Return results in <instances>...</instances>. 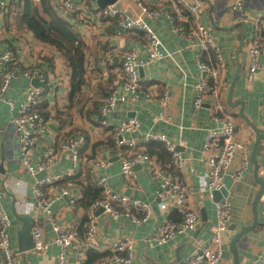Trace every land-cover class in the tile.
I'll list each match as a JSON object with an SVG mask.
<instances>
[{"label": "crops", "instance_id": "0c3cea01", "mask_svg": "<svg viewBox=\"0 0 264 264\" xmlns=\"http://www.w3.org/2000/svg\"><path fill=\"white\" fill-rule=\"evenodd\" d=\"M73 3L76 11L68 15L66 21L84 45L86 71L82 91L75 98L72 97L73 100L70 98L72 69L62 55L50 45L37 41L24 26L18 25L19 10L12 7L6 12H0V50L12 54L14 68L18 71L43 68L44 80H37L45 88L41 114L48 123V132L40 138L33 161L35 164L40 163L45 160L47 153L53 151L55 166L47 174L61 176L71 171L75 173L74 177L44 189L48 198H56L52 213L60 225L67 226L77 236H81L86 229L89 202L96 194H100L96 182L104 179L115 193L149 204L153 214L142 227H137L124 216L115 219L104 213L99 214L100 231L96 241L104 250L94 252L107 256L110 242L128 235L135 242V256L131 264H179L192 253L195 242L212 238V228L217 222L216 203L202 186V180L206 173L203 145L208 131L218 128V125L213 121L211 99L201 108L194 105L195 85L203 76L198 68L197 48L174 30L164 12L185 15L188 5L197 6L201 11L200 23L216 36L226 63L220 83L217 84L222 93L225 112L236 119L237 138L247 143L252 152L256 133L239 114L241 106L232 107L228 103L230 89L233 87V102L244 103V115L262 132L257 160L258 175L263 177L264 55L259 57L261 69L257 79L250 83L246 75L252 41L264 40V0H245L242 11H233V0H120L115 7L129 17L142 18L155 31L169 56L140 69L141 87L146 94L153 96L152 101L140 97L135 102H118L114 112L106 117L101 116L99 108L111 91H122L123 57L134 52L140 60H146L144 45L147 37L137 31L117 36L115 21L103 19L95 1L73 0ZM153 12L158 14L153 16ZM241 23L248 25V32L243 50L238 54L244 31ZM180 25L183 26V23ZM31 86L32 80L17 77L11 82L6 94L0 97V189L3 194L2 206L11 223L9 235L12 248L16 252L19 246L18 233L23 222L14 217L13 209L19 217L31 213L34 203L32 185L37 179L21 168L18 134L12 119L26 90ZM164 93L169 96L165 107L160 102ZM162 115L164 118H161ZM133 118L140 122L138 138L147 133H161L176 144L186 160L181 182L188 194V204L199 211L196 229L179 235L165 245L153 242L155 229L166 216L179 221L181 214L171 207L165 212L159 209L157 190L160 181L147 164L134 167V181L128 182L124 178L122 156H127L130 151L124 148L120 152L115 147L118 125ZM103 120L106 125H102ZM70 137L76 139L80 149L78 162L72 159L69 152L60 151V145ZM123 137L130 139L131 135ZM96 163L103 165L95 167ZM236 166L237 162L229 173ZM254 172V165L250 161L247 171L238 182H233L228 175L224 178V187L232 200V219L225 236L220 264H234L231 241L234 235L253 223V203L260 190ZM62 187H70L78 200L75 206L70 204L68 197L61 196ZM258 212L260 224L238 243L240 264H251L261 252L264 198L260 201ZM42 228L46 240H53L55 234L47 217L42 218ZM58 253L59 249L51 245L43 256L29 251L19 254V258L21 264H58ZM70 259L73 264H86L88 256L78 258L72 254Z\"/></svg>", "mask_w": 264, "mask_h": 264}, {"label": "built area", "instance_id": "2783aa9c", "mask_svg": "<svg viewBox=\"0 0 264 264\" xmlns=\"http://www.w3.org/2000/svg\"><path fill=\"white\" fill-rule=\"evenodd\" d=\"M50 1L57 13L66 18L76 11L73 0ZM233 1V11L244 9L245 0ZM8 6L9 0H0V12ZM143 11L146 12V9L143 8ZM99 13L103 19L115 21L117 36L137 31L144 33L147 37L144 45L147 54L146 60H140L134 52H129L123 57L121 63L122 91L116 89L110 92L99 109L101 116L106 117L114 112L118 102L128 100L135 102L140 97L152 101L153 96L146 94L141 87L140 69L147 64L166 59L169 54L155 31L142 18L129 17L115 6L101 9ZM151 14L155 16L158 13L153 12ZM164 14L170 19L174 30L197 48L198 68L203 76L195 85V107L201 108L209 99L212 101L213 121L218 125V128L208 131L203 145L206 173L202 180V186L212 197L214 191H219L224 187V178L227 175L233 182H238L242 178L250 164V146L237 138L236 119L225 112L222 93L217 84L220 83L226 63L216 36L209 28L200 23L201 11L197 6L188 5L185 15H175L170 11L164 12ZM180 23H183V26ZM249 55L250 65L246 78L248 82L252 83L257 79V74L261 69L259 57L264 55V40L252 41L249 47ZM14 61L11 53L0 50V97L6 94L11 82L17 77L23 76L28 80H44L43 68L18 71L14 68ZM43 95V87H29L15 117L12 119L18 134L21 168L32 177H36L42 172H49L55 166L53 151L47 153L44 161L37 164L33 161L40 138L48 132V123L40 114ZM168 101L169 96L164 93L160 100L162 106L165 107ZM161 118H164V115ZM101 123L102 125L107 124L105 120ZM139 130L140 122L136 118L122 121L117 127L118 138L115 141V147L120 152L124 148H128L130 151L127 156H122L124 178L128 182L134 181L136 178L134 167L147 164L160 181L157 190L159 209L165 212L171 207L181 214V220L178 222H174L166 216L155 229L153 242L156 245H165L179 235L193 232L199 222V211L191 208L188 204V194L181 182V173L185 170L186 160L178 151L176 144L161 133H147L138 138ZM127 134L131 135L130 139L123 137ZM150 143L164 146L170 156L169 166H163L156 158L146 152L144 146ZM60 151L69 152L75 162L79 161L80 149L75 138L70 137L64 141L60 145ZM235 162H237L236 169L229 173ZM102 165L103 163H96L95 167ZM74 176L75 173L72 171L61 176L47 174L42 180H36L32 185L34 199L31 211L33 213L32 251L43 256L48 252L51 245H55L59 249L58 264H73L70 259L72 254L80 258L86 257L90 251L102 252L104 250L96 241L100 231L98 223V211L100 209H103L105 215L115 219L122 216L127 217L137 227L146 224L153 214L149 204L115 193L106 185L104 179H100L96 182V187L102 192V196L88 206L85 232L82 236H77L67 226L58 223L51 210L56 198H48L44 190L46 187H51ZM60 194L68 197L72 206L77 204L78 200L70 187H62ZM2 199L3 194L0 189V264H21L20 255L12 248L9 235L11 223L2 206ZM216 214L217 222L212 228V238L195 242L192 253L179 264H220L225 236L230 229L232 219V200L229 196L223 197L216 203ZM43 217H47V221L54 231V239L51 241L45 238L42 228ZM108 250L109 256L96 264H131L135 256V242L131 236L124 235L111 241ZM251 264H264V231L262 233L261 252Z\"/></svg>", "mask_w": 264, "mask_h": 264}, {"label": "trees", "instance_id": "16d2710c", "mask_svg": "<svg viewBox=\"0 0 264 264\" xmlns=\"http://www.w3.org/2000/svg\"><path fill=\"white\" fill-rule=\"evenodd\" d=\"M12 7L15 10H19L17 16L18 25L24 26L37 41L50 45L65 59L68 66L72 69V92L70 98L78 96L85 83V48L76 31L66 21V17L57 13L50 0H9V6L2 11L6 12L8 8ZM144 148L149 155L157 158L163 166H169L170 156L163 145L150 143L145 145ZM99 192L100 194H96L91 199L89 205L94 200L101 198L102 192L100 190ZM87 256L88 261L86 264H96L109 255L106 256L105 254L90 251Z\"/></svg>", "mask_w": 264, "mask_h": 264}, {"label": "water", "instance_id": "95a60500", "mask_svg": "<svg viewBox=\"0 0 264 264\" xmlns=\"http://www.w3.org/2000/svg\"><path fill=\"white\" fill-rule=\"evenodd\" d=\"M93 1L96 2V4L98 5V7L100 9H105L108 6H115L120 0H93ZM241 25L244 27V31H243V34H242V37L240 40L238 54H240L243 50V47L245 44V39H246L247 32H248V25L246 23H241ZM32 85L34 87H41L42 86V85H40V83L37 79L32 80ZM232 90H233V87H231L230 93L228 96L229 105L232 107H237L239 105L241 106L239 114L241 115V117L244 118L246 123H248L254 129V131L256 133V141H255V144L252 148V152L250 155V161L254 165V171H255L254 177L256 179L257 184L260 186V190L257 193V195L254 199V203H253L254 219H253L252 225L242 229L236 235H234V237L231 241V244H230V250L234 256V264H240V259L238 257V243L245 235H247L248 233L254 232L256 230V228L258 227V225L260 224L258 208L260 206V201H262V199L264 198V176L259 177V175H258L259 174V164H258L257 156H258V149H259V146L261 143L262 132L259 131L258 129H256L251 124V122L246 118V116L244 115V103H242L241 101L233 102V91ZM46 175H47V172H42L36 176V179L38 181H40ZM227 196H229V192L226 189V187H223L219 191H214L212 193V198H213V201L215 203L219 202L223 197H227ZM101 213H103V209H100L98 211V215ZM202 214L204 215L205 212L202 211ZM13 215L15 218H17L23 222V226L18 233L19 246H18L17 253L23 254V253L32 251L33 250V242H32V236H31V228H32V224H33V213L31 212V213L25 215L24 217H19L16 214L15 210L13 209Z\"/></svg>", "mask_w": 264, "mask_h": 264}]
</instances>
